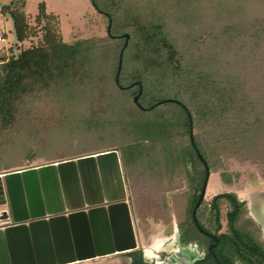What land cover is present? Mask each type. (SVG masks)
<instances>
[{"label": "trees", "instance_id": "16d2710c", "mask_svg": "<svg viewBox=\"0 0 264 264\" xmlns=\"http://www.w3.org/2000/svg\"><path fill=\"white\" fill-rule=\"evenodd\" d=\"M227 1L232 2L234 9L228 11L229 15L225 13L227 16L216 15L214 20L207 16V9L194 12L175 9L180 4L178 0L171 5L167 0H94V10L102 16L107 28L109 16L112 20L110 33L106 29L104 37L78 38L72 43L64 41L60 17L49 12L45 3L39 4L34 23L25 11L26 0L1 4V14L11 21L15 45L7 58L1 55L0 133L16 122L28 98L56 91V85L72 88L73 82L84 80L89 73L85 69L98 62L101 51L103 56L113 51L115 60L109 69L113 87L133 101L141 85L139 103L145 109L133 101L138 115L124 120L123 126L133 141L117 148L105 145L106 149L88 154L120 149L126 166L124 150L127 149L131 151L132 164L143 165L150 152L146 145L149 143L159 148L157 159L152 157L156 165L186 169L191 161L201 167V170L195 169V173L203 182L205 168L190 140L186 110L176 102H164L151 108L159 101L176 99L192 116L194 142L210 172L215 153L264 157V16L262 19L251 16L255 12L263 14L264 0ZM243 14L251 16L248 23L237 22ZM38 32L42 34L40 40L24 47V42ZM126 33L129 39L123 51L118 85L116 73ZM80 71L83 73L78 76ZM119 104L116 102L117 107ZM161 107L177 113L168 115L159 110ZM197 117L209 123L208 141L218 152L210 151L213 149H209V144L194 134ZM112 129L108 127L102 132L105 137L102 139L110 140L105 142L120 141V134ZM182 137L187 138L185 146L178 143L177 139ZM90 139L88 137V143L92 142ZM6 142L9 146L10 140ZM198 196L194 194L191 201L190 226H193L191 212ZM220 201L233 209L226 216L235 238L227 241L235 243L240 260L255 264L246 249L255 251L257 248L237 227L245 203L234 193L215 195L209 212L218 219ZM201 210L198 209V216ZM204 216L206 214L202 213ZM263 251L259 249V257L264 258Z\"/></svg>", "mask_w": 264, "mask_h": 264}, {"label": "rangeland", "instance_id": "374dc122", "mask_svg": "<svg viewBox=\"0 0 264 264\" xmlns=\"http://www.w3.org/2000/svg\"><path fill=\"white\" fill-rule=\"evenodd\" d=\"M10 1L12 0H0V4ZM167 1L171 5L177 0ZM178 1L180 4L175 9L186 12L207 9L205 11L207 16L214 20L216 15L227 16L230 14L228 11L234 9L232 2L227 0ZM40 3H45L49 12L59 15L65 42L72 43L78 38L106 35V24L102 16L94 10L91 0H26L25 11L32 23ZM246 16L243 14L237 22L248 23L251 16L262 19L264 12L263 14L255 12L248 16L249 18ZM77 27L81 29L78 31ZM41 35V32H38L37 36H32L25 41L23 46L29 47L36 44ZM14 45L11 21L6 20L0 12V49L3 48L0 50V61L3 59L1 55L4 54L7 58L11 54L10 48ZM15 50L14 48V52ZM99 55L98 62L89 64L85 69L89 73L83 77L84 80L78 79V82H73L72 88L64 89L56 85V91H47L43 95L26 100L27 106L19 115L17 114L16 122L6 132L0 133V158H2L0 173L75 158L104 150L105 145L108 148H117L125 142L133 141V137L128 135L123 123L126 118L138 115V112L133 107V101L129 95L119 94L113 87L109 69L115 60L114 52L103 56L101 51ZM78 73V76H81L83 72ZM257 86L260 90V83ZM116 102L120 103L118 107ZM159 110L168 115L177 113L173 109H162V107ZM108 127L120 134V141L105 142L110 140L102 139L105 138L102 132ZM209 127V123L197 117L194 134L208 143L209 149L215 150L210 151L215 153L218 151L213 148L207 137ZM88 137L92 138L90 139L92 142H87ZM7 140H10L9 146ZM177 140L183 146L187 145V138L182 137ZM146 145L150 152H147L143 165L138 163L133 165L131 151L127 149L124 150L126 166L121 157L127 198L137 237L142 245L150 243L165 229L172 232L175 225L189 224V209L193 195H198L203 185L202 180L195 173V169L201 170L199 165L191 161L188 162L186 169L156 165L153 159H157L155 155H160L159 148H154L149 143ZM117 151L121 156V150ZM153 156L155 157L152 158ZM262 189H264L263 156L254 154L247 158L244 155L215 153L206 195L200 208L201 213L206 214L210 220L213 219L209 207L212 198L219 193H234L238 199L248 200L251 193ZM228 208L226 202L220 201V222L223 227L226 225L225 216ZM5 209L7 205L0 204V213ZM247 215L245 206L237 227H246L249 221ZM206 216L203 217V221L213 225V222H206ZM121 255L122 253H119L76 264H114Z\"/></svg>", "mask_w": 264, "mask_h": 264}, {"label": "water", "instance_id": "95a60500", "mask_svg": "<svg viewBox=\"0 0 264 264\" xmlns=\"http://www.w3.org/2000/svg\"><path fill=\"white\" fill-rule=\"evenodd\" d=\"M94 4V0H92ZM112 20L109 16L107 32ZM120 51L116 83L122 67ZM134 103L145 109L139 98ZM190 140L205 168V178L192 210L196 212L205 198L211 175L209 165L197 148L193 137L192 116L186 106ZM121 156L117 150H105L45 163L39 166L0 173V264H70L93 260L138 248L137 233L128 202Z\"/></svg>", "mask_w": 264, "mask_h": 264}, {"label": "flooded vegetation", "instance_id": "af4514ba", "mask_svg": "<svg viewBox=\"0 0 264 264\" xmlns=\"http://www.w3.org/2000/svg\"><path fill=\"white\" fill-rule=\"evenodd\" d=\"M249 196L248 200L239 199L245 203L249 218L246 227H241L242 231H240L250 237L253 245L255 244L254 247L257 248L256 252L246 249L247 254L255 264H264V258L258 255L260 248L264 250V189L255 191ZM202 203L198 209L201 208ZM198 209L197 221L208 234L196 226L191 212L193 226L175 225L172 232L165 229L146 245L140 244L138 240V248L122 252L121 258L114 264H246L237 255L235 243L227 241L235 238L227 216L224 227L221 225L220 217L219 219L213 217L212 220L206 218L207 223L213 222V225H210L203 221L201 212L199 216L197 215ZM232 210L229 207L226 215Z\"/></svg>", "mask_w": 264, "mask_h": 264}, {"label": "bare ground", "instance_id": "6f19581e", "mask_svg": "<svg viewBox=\"0 0 264 264\" xmlns=\"http://www.w3.org/2000/svg\"><path fill=\"white\" fill-rule=\"evenodd\" d=\"M249 198H250V196H249ZM78 262H83V261H77V262H73V263H70V264H76V263H78Z\"/></svg>", "mask_w": 264, "mask_h": 264}, {"label": "crops", "instance_id": "0c3cea01", "mask_svg": "<svg viewBox=\"0 0 264 264\" xmlns=\"http://www.w3.org/2000/svg\"><path fill=\"white\" fill-rule=\"evenodd\" d=\"M1 5V4H0Z\"/></svg>", "mask_w": 264, "mask_h": 264}]
</instances>
